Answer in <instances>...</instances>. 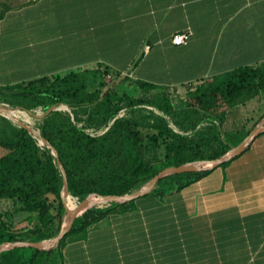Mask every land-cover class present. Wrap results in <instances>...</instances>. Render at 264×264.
I'll use <instances>...</instances> for the list:
<instances>
[{"label": "crops", "instance_id": "obj_1", "mask_svg": "<svg viewBox=\"0 0 264 264\" xmlns=\"http://www.w3.org/2000/svg\"><path fill=\"white\" fill-rule=\"evenodd\" d=\"M12 2L0 18V85L101 68L170 90L264 65V0ZM182 32L188 42L176 44ZM263 121L261 93L229 109L223 130L243 140ZM156 191L70 237L64 264H264V132L189 186Z\"/></svg>", "mask_w": 264, "mask_h": 264}, {"label": "trees", "instance_id": "obj_2", "mask_svg": "<svg viewBox=\"0 0 264 264\" xmlns=\"http://www.w3.org/2000/svg\"><path fill=\"white\" fill-rule=\"evenodd\" d=\"M7 8L5 4L0 10V18ZM107 72L101 68L80 69L0 85V95L13 106L46 110L52 105L67 104L71 108L51 112L39 128L57 149L69 190L80 201L95 193H131L163 169L222 156L242 141L233 144L223 130L228 110L264 93V65L238 68L201 82L187 92L182 106H177L166 86L150 82L124 77L116 87L106 89L108 83L99 79ZM93 83L96 87L91 89ZM126 108L132 113L120 116ZM79 113L87 115V119L83 120ZM168 116L180 131L171 125ZM81 121L85 123L80 125ZM144 127L154 132L144 134ZM88 128L106 129L92 134ZM162 145L163 156L149 154ZM0 146L8 150L0 156V200L20 201L28 213L27 224L16 227L11 214L0 209V245L57 236L67 211L62 198L63 175L52 148L41 145L28 129L1 113ZM212 170L168 175L157 183L156 192L164 195L172 189H182ZM132 202L93 207L74 220L55 247H12L0 253V264H64V246L70 237L85 233L92 223Z\"/></svg>", "mask_w": 264, "mask_h": 264}, {"label": "water", "instance_id": "obj_3", "mask_svg": "<svg viewBox=\"0 0 264 264\" xmlns=\"http://www.w3.org/2000/svg\"><path fill=\"white\" fill-rule=\"evenodd\" d=\"M5 108L4 106H0V113L4 116L11 119L16 124L25 127L29 130L31 134H33L36 138L40 140V144H45L52 148V153L57 157V163L59 166V169L62 172L63 175V188H62V198L63 202L66 207V211L68 214V218L64 221L63 226L59 234L55 237L44 239L41 241H14V242H6L4 244L0 245V253L6 249L16 247V246H33L39 249H50L52 247H55L58 245L61 241V239L68 233L70 230L74 220L84 214L87 210L93 208V207H104L106 205H110L113 202L123 203L127 202L129 200L135 199L141 195H144L150 191H152L156 186L157 183L163 179L164 177L171 175V174H182L185 172H196V171H202V170H208L213 169L216 166L221 165L222 163L231 160L235 158L236 156L240 155L242 152H244L251 143L258 137L262 132H264V121L257 126H255L249 134L237 145L232 146L230 150H228L225 154L218 158L214 159H202V160H196L191 162L183 163L179 166L175 167H169L166 169H163L158 174L153 176L152 179H150L146 184H144L142 187H140L138 190H135L131 193L126 194H110V195H102V194H90L87 198H85L83 201H81V204L77 207H69L66 203V197L65 195L68 193L70 194L69 190V182L68 177L66 173V169L64 167V164L62 163L60 156L58 154V151L55 147L52 146V144L49 142V140L44 137L40 131V129H37L30 124L24 122L23 120H20L18 118H15L14 116L5 113L3 110ZM55 105L50 106L47 109L46 114L50 113L55 109ZM29 112H33L32 110H29ZM37 116L39 114H36ZM42 117V116H40ZM96 195L98 197H101L102 203H93L90 200V197ZM78 198V197H76Z\"/></svg>", "mask_w": 264, "mask_h": 264}, {"label": "rangeland", "instance_id": "obj_4", "mask_svg": "<svg viewBox=\"0 0 264 264\" xmlns=\"http://www.w3.org/2000/svg\"><path fill=\"white\" fill-rule=\"evenodd\" d=\"M5 4L10 6V5L13 4V2H12V0H0V10L5 8ZM114 75H113V73L110 70H108L107 74H105L101 79H99L100 81H106V83H108L107 87H105L106 89L108 87L109 88L110 87H116V85H118L119 80H121L124 77H126V76H123L121 79H119L120 77L118 76V74H114ZM197 85L196 84H193L191 86L190 85H186V86H181V87L176 88V89H173V88L170 89V92L175 97L177 106H182L183 105V102L185 100L186 94L189 91V89L191 87H195ZM5 97L6 96L0 95V105H4V106H7V107L16 109V110L17 109H23L21 107L13 106L12 104L8 103L7 102V98H5ZM241 104H239V105H241ZM62 105H64V104H62ZM64 109H65V107H64ZM65 110H68V109H65ZM34 111L36 113H38V114H40V113L42 114L45 110L42 107H40V108L34 109ZM160 112H162V111H160ZM131 113L132 112L129 109L126 108V109L122 110L119 113V115L120 116H122V115H130ZM246 113H247L246 117H248V118L252 115V112H251L250 109H248L246 111ZM30 116H31L32 123H34V125H36L37 129H40L39 128V124L42 122V119L36 118L35 116H32L31 114H30ZM168 119L170 120L171 125L174 126V128L176 130H180V128L174 123L173 119L170 116H168ZM83 120H84V118H83ZM84 123H85V121H81L79 124L83 125ZM205 125L206 124H204V126ZM238 125H240V122H239ZM88 130L90 132H94V133L98 132L97 130H95L93 128H88ZM143 130H144V134H151L152 132H154V129H151V128H145L144 127ZM102 131H103V129H100L99 133L102 132ZM189 132H191V131H189ZM235 135H236V132L228 133L227 134L228 140L232 141V143H235V141H236V138L234 137ZM240 135H241V133H240ZM7 151L8 150L6 148L0 146V156L5 154ZM164 153H165V146H163V145L160 148L152 149L149 152V154L151 156H153L154 154H158L159 156H163ZM76 201H77V204H79V205L81 204V201L78 198H76ZM0 207H1L3 212H7V213L11 214L10 220L12 219L15 222L16 227H22V226L27 224V222H28L27 221L28 213L26 211H23L22 204H21L20 201H16V200L15 201L14 200H1L0 201ZM67 218H68V214H66L65 220Z\"/></svg>", "mask_w": 264, "mask_h": 264}, {"label": "bare ground", "instance_id": "obj_5", "mask_svg": "<svg viewBox=\"0 0 264 264\" xmlns=\"http://www.w3.org/2000/svg\"><path fill=\"white\" fill-rule=\"evenodd\" d=\"M0 106H4V105H0ZM4 107L5 108H3L2 111H4L7 114L14 116L15 118L23 120L24 122L30 124L31 126H33L35 128H36V125H34V123H32L30 114L32 116H35L36 118L43 119L45 116H47L51 112L58 110V109H64V107H65V109L71 110L67 104L55 105L56 108L53 111H51L50 113L46 114V112H47V109H46L42 114L40 113L37 116L36 114H38V113H36L34 111V109H32L33 112H29V110H31V109H24V110L23 109H17L16 110V109H13V108H10L7 106H4ZM40 116H42V117H40ZM41 145H45V144H41ZM65 197H66V203L68 204L69 207L73 208V207H76L79 205V204H77L76 196H73L71 193L70 194L67 193L65 195ZM90 200L93 203H102L103 202L102 199L97 197L96 195L91 196Z\"/></svg>", "mask_w": 264, "mask_h": 264}, {"label": "built area", "instance_id": "obj_6", "mask_svg": "<svg viewBox=\"0 0 264 264\" xmlns=\"http://www.w3.org/2000/svg\"><path fill=\"white\" fill-rule=\"evenodd\" d=\"M191 32H182L174 36V42L176 44H185L188 42Z\"/></svg>", "mask_w": 264, "mask_h": 264}]
</instances>
